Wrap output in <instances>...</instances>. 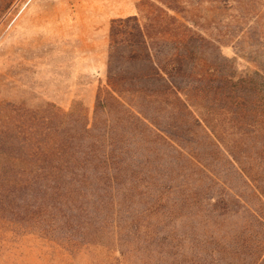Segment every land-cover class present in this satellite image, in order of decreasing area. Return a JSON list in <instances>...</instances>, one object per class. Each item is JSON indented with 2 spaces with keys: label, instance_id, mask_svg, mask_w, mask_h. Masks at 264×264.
I'll return each mask as SVG.
<instances>
[{
  "label": "rangeland",
  "instance_id": "rangeland-1",
  "mask_svg": "<svg viewBox=\"0 0 264 264\" xmlns=\"http://www.w3.org/2000/svg\"><path fill=\"white\" fill-rule=\"evenodd\" d=\"M125 3L181 98L146 81V94L134 93L128 62L110 70L111 25L128 17L117 16ZM125 30L116 29L121 56ZM113 73L132 105L108 84ZM258 123L264 0H0V170L10 155L43 158L38 143L49 142L61 152L57 185L90 221L87 242L66 250V230L41 232L0 185V264H264Z\"/></svg>",
  "mask_w": 264,
  "mask_h": 264
},
{
  "label": "trees",
  "instance_id": "trees-1",
  "mask_svg": "<svg viewBox=\"0 0 264 264\" xmlns=\"http://www.w3.org/2000/svg\"><path fill=\"white\" fill-rule=\"evenodd\" d=\"M118 26H123L126 29V32H124L125 36L121 42L126 43L127 47L130 48L127 52V56L124 54L121 56L116 53V46L119 44V41L115 38ZM153 40L154 37L151 35L149 29L143 24L138 15L114 19L111 25L110 70L116 63L121 66L123 61L128 62L131 67L137 71L135 72L134 77L130 78L129 81L137 86L140 84V89L133 91L134 93L141 91L143 92L142 94H146L147 91L143 88L142 84L150 82L151 85H158L159 90L165 91V94L177 95L178 92H180L178 86L171 81L169 76L166 75V72H160L161 66L153 51ZM178 61L183 64L184 58L179 57ZM109 76L108 84L112 87L114 94H117V98L119 100H123L122 92H120L116 87V81L118 80V82H123L125 78L120 77V79H116L114 78V73ZM205 79H208V77H205ZM144 81H146V83H143ZM171 82L173 84H171ZM177 97L180 96L177 95ZM124 103L132 105L127 101ZM247 110L250 109L247 108ZM129 111L138 118L142 117L143 112L141 110L129 109ZM193 111L195 110H192V112ZM254 111H256V109ZM193 115L199 126L203 125L202 123H205V127L210 129V125L201 114L200 115L202 117L198 112L197 115ZM145 119H148V117L145 116ZM263 126V123L254 125V127L258 130L264 128ZM51 129L52 128L50 127H46L45 131H49ZM241 129L243 130V134L247 132L244 130V127H241ZM87 131H89V129ZM58 140L55 141L56 144H58L56 146L61 148L63 141ZM47 144H49V142L46 141L45 147H43L42 143H38V145H40L38 148L40 147L42 149L41 153L43 158L38 156V153H32L26 158L15 157L9 154L10 156L6 157L9 165L5 170H0L2 173V177H0V185L3 188L5 184L8 185V188L9 186L11 187V189L8 190L12 193V196L9 194L11 202L21 199L27 203L29 208L27 215L30 213V218L36 221V226L40 228L39 230L41 232L48 236L47 232L49 230L52 232L56 231L58 228L60 231L63 229L66 230L68 235L65 237L62 235L61 244L66 250H72L79 247L78 245L81 244L84 239L87 242L86 233L83 228H86L87 221L89 223L90 221L81 219V216L77 213V209L79 208H77L76 205H74L72 211L71 204L73 203H71V193L73 194V191L71 189L65 192V194H69L70 199H65V196H63L61 187L56 183L57 180H59V172L55 171L53 167V164L57 161L56 159L59 157L61 152L58 151V149H56L57 151L49 150L51 144ZM104 156H106V154ZM45 161L50 162L52 165L51 170H47L48 167L45 165L42 166V163ZM238 163L240 164V161L235 159L236 166ZM30 165L35 166V169H31ZM238 167L243 171L242 172L240 170V172L252 181L249 173L240 165H238ZM111 193H113V191ZM261 194L263 195L264 193ZM80 196L81 192L78 191V198ZM32 206L34 209H32ZM257 218L259 221L262 220L260 216H257ZM59 220L63 221V225L61 223L60 226L58 223ZM78 250L83 252L80 248H78Z\"/></svg>",
  "mask_w": 264,
  "mask_h": 264
},
{
  "label": "crops",
  "instance_id": "crops-1",
  "mask_svg": "<svg viewBox=\"0 0 264 264\" xmlns=\"http://www.w3.org/2000/svg\"><path fill=\"white\" fill-rule=\"evenodd\" d=\"M124 6L125 10L117 14L118 17L133 16L136 14L137 10L135 3H125Z\"/></svg>",
  "mask_w": 264,
  "mask_h": 264
}]
</instances>
